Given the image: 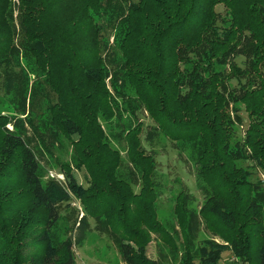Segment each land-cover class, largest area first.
I'll list each match as a JSON object with an SVG mask.
<instances>
[{
	"label": "trees",
	"instance_id": "16d2710c",
	"mask_svg": "<svg viewBox=\"0 0 264 264\" xmlns=\"http://www.w3.org/2000/svg\"><path fill=\"white\" fill-rule=\"evenodd\" d=\"M112 2L18 0L23 37L56 96L50 122L73 157L61 168L65 188L42 183L33 152L0 115V264H74L70 235L52 239L59 207L72 198L82 206L77 225L94 220L125 264H160L147 254L153 236L179 264H220L226 252L228 264L231 257L264 264V180L253 181L239 164L252 163L264 178V0H137L126 8L120 85L154 122L153 134L190 152L205 196L194 212L181 191L171 227L158 217L156 166L142 147L141 125L124 136L127 168L140 183L135 193L99 122L115 117L96 19L101 12L115 16ZM218 5L227 18L219 19ZM10 7L11 0H0V64L17 55ZM241 111L247 125L237 139ZM201 225L210 238L198 246Z\"/></svg>",
	"mask_w": 264,
	"mask_h": 264
},
{
	"label": "rangeland",
	"instance_id": "374dc122",
	"mask_svg": "<svg viewBox=\"0 0 264 264\" xmlns=\"http://www.w3.org/2000/svg\"><path fill=\"white\" fill-rule=\"evenodd\" d=\"M136 2L137 0H113L110 9L116 10L115 16L111 12H101L100 17L96 18L100 30V53L107 74L105 85L111 92L115 109L113 119L104 121L100 117L99 122L107 135L110 146L121 154L124 162V175L121 174V176L135 193L139 192L140 183L139 179L135 175L132 176L127 168L124 136L129 130L141 125L142 147L147 154L152 156L156 166L154 180L157 183L158 217L165 225L171 227L174 224V200L181 191L188 196L189 209H193L194 212L202 206L205 196L200 189L195 162L190 152L178 149L175 143L159 132L153 134L154 122L136 101L129 86L120 85L122 76L118 68L122 61V54L119 47L127 29L126 8ZM9 10V20L14 29L13 43L17 49V55L10 58L9 62L0 64V115L11 119L7 130L23 139L31 149L40 167L42 183H49L50 174H60L62 165L72 163V147L62 132L50 122L49 108L56 103V96L45 74L37 68L30 53L29 44L23 37L18 15V0H11ZM215 12L220 20L228 17V12L223 5L216 6ZM243 62L242 57L236 59L240 67H243ZM115 75L118 80L114 77ZM240 114L244 123L242 126H234L237 139H241L247 125L244 111ZM72 140H76V137ZM239 164L252 172L253 181L264 180L261 171L252 163ZM82 175V172L75 173L77 182L85 186ZM57 183L65 188L64 182ZM82 214V206L76 199L72 198L69 202L61 204L59 207L60 222L53 230L55 233L52 238L53 242L62 240L68 233L74 244L75 264H125L116 244L106 232L96 228L94 220H88V227L77 225ZM153 237L148 247V256L160 264H179V256H173L168 248L164 247L155 236ZM209 238L210 235L201 225L197 245L203 246V241ZM178 239L179 237L176 240ZM216 241L220 242L219 239ZM178 245L179 252L182 253L180 240H178ZM228 259L229 254L226 252L220 264H228Z\"/></svg>",
	"mask_w": 264,
	"mask_h": 264
},
{
	"label": "built area",
	"instance_id": "2783aa9c",
	"mask_svg": "<svg viewBox=\"0 0 264 264\" xmlns=\"http://www.w3.org/2000/svg\"><path fill=\"white\" fill-rule=\"evenodd\" d=\"M50 179H52V180H54L56 182H59V183L65 182L64 175L62 173H60V174H50ZM229 262H230L229 264H238L234 257H231Z\"/></svg>",
	"mask_w": 264,
	"mask_h": 264
},
{
	"label": "crops",
	"instance_id": "0c3cea01",
	"mask_svg": "<svg viewBox=\"0 0 264 264\" xmlns=\"http://www.w3.org/2000/svg\"><path fill=\"white\" fill-rule=\"evenodd\" d=\"M74 264H75V260H74Z\"/></svg>",
	"mask_w": 264,
	"mask_h": 264
}]
</instances>
